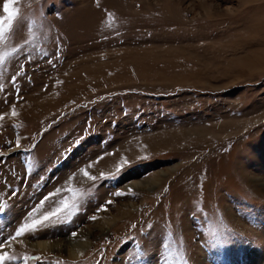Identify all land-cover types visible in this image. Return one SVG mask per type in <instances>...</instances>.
<instances>
[{"label": "rangeland", "instance_id": "374dc122", "mask_svg": "<svg viewBox=\"0 0 264 264\" xmlns=\"http://www.w3.org/2000/svg\"><path fill=\"white\" fill-rule=\"evenodd\" d=\"M16 7L0 45L17 49L0 66V241L11 264H247L248 253L264 264V0ZM149 179L148 190L129 186ZM77 190L70 218L8 246L30 212L40 218ZM122 204L128 214L75 259L26 243L74 239Z\"/></svg>", "mask_w": 264, "mask_h": 264}, {"label": "snow or ice", "instance_id": "6c2138e0", "mask_svg": "<svg viewBox=\"0 0 264 264\" xmlns=\"http://www.w3.org/2000/svg\"><path fill=\"white\" fill-rule=\"evenodd\" d=\"M18 4V0H4L2 11L4 15L0 16V45H5L6 42L10 39V34L14 30V25L20 20L21 14L20 9L16 7ZM112 19L111 14H109V20ZM28 41H25L27 43ZM17 49L13 48L11 51H0V66H2L6 59L11 55L12 52H16ZM22 73H17L16 75L19 76ZM16 76L12 77V82L15 83ZM3 90V85L0 84V91ZM12 115H16L13 111ZM3 118V115L0 114V119ZM16 147L19 148V140L16 142ZM29 167L31 165L29 164ZM80 172L84 174L88 179L95 180V177H92L88 174L85 169H80ZM60 189H57L59 192ZM53 194H49V196L44 197L41 201L40 206H42L45 201H48ZM85 193L80 191H75L73 194L68 197L66 200H61L59 205L54 208L52 211L43 214L40 218H34L33 213L30 212L28 214V219L22 223L15 231L14 235L8 238V246L11 247V241H15L18 237L22 236L27 232H34L38 227H43L47 223H53L60 219H68L70 218L74 212L77 210V206L80 200L83 198ZM119 195V193H117ZM6 205L0 204V213L4 212ZM55 218V219H53ZM91 219H95V217H91ZM76 234L73 233V236ZM5 243L0 241V264H11L12 261L18 259L14 254H10L8 251H4ZM24 264H27V261L32 259V257L24 256L23 258Z\"/></svg>", "mask_w": 264, "mask_h": 264}, {"label": "bare ground", "instance_id": "6f19581e", "mask_svg": "<svg viewBox=\"0 0 264 264\" xmlns=\"http://www.w3.org/2000/svg\"><path fill=\"white\" fill-rule=\"evenodd\" d=\"M86 7V6H85ZM83 6V8H85ZM88 9V8H87ZM90 9V8H89ZM91 10V9H90ZM85 11V10H84ZM85 13V12H84ZM83 11L81 14H84ZM91 13V12H90ZM89 13V14H90ZM44 97V96H42ZM52 100L51 97H44L42 101H36L37 104H44L48 103ZM160 176H164L166 173L160 172ZM156 180V179H155ZM155 184V181L152 179L149 180H138L135 182H131L129 186H132V188H139V189H149L152 185ZM260 186L264 187V181L260 182ZM131 205L130 204H122L120 208H118L119 212L117 215L119 216H113L112 218L109 219H100L96 222V225L93 227H88L86 229H82L79 234H77V237L74 239H70L69 237H64V238H59L58 240L55 241H48L46 239H38L35 241H27V245L31 247V249L35 250H40V251H56V252H63L67 254L71 258H77L79 254L84 251L89 245H90V239L92 236H94V232L102 233L104 232L112 223H114L117 218H121L120 216L124 217L126 214H128L127 208H129ZM127 207V208H126ZM231 216V215H230ZM233 219V218H232ZM108 230V229H107ZM96 233V234H98ZM263 237L262 235H260ZM264 245V237L262 238ZM24 240H21L20 242H16L15 245H18L22 243ZM254 254H247V264H255L256 262L254 261L253 258Z\"/></svg>", "mask_w": 264, "mask_h": 264}]
</instances>
